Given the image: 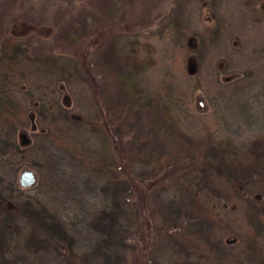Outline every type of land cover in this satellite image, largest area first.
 <instances>
[{"label":"rangeland","instance_id":"obj_1","mask_svg":"<svg viewBox=\"0 0 264 264\" xmlns=\"http://www.w3.org/2000/svg\"><path fill=\"white\" fill-rule=\"evenodd\" d=\"M0 87L26 112L0 123V264L130 263L110 87L133 173L180 167L150 264H264V0H0Z\"/></svg>","mask_w":264,"mask_h":264},{"label":"trees","instance_id":"obj_2","mask_svg":"<svg viewBox=\"0 0 264 264\" xmlns=\"http://www.w3.org/2000/svg\"><path fill=\"white\" fill-rule=\"evenodd\" d=\"M90 66H92V64H90L89 61L86 67L82 68L90 78V82L96 84L98 82L96 77L97 74H99V71L97 70V67H95V64L93 67ZM121 81L124 94L127 95L128 98V96H130L128 94V88L130 89L132 84L127 78H123ZM118 83H120L119 80ZM95 88L98 90L97 94H100L101 85H96ZM7 94L8 93L4 92L3 88L0 87V123L13 124L18 118H21V116L25 115L26 112L23 107L16 104ZM104 95L106 96V102H109L108 107H110L111 110L114 107H123L124 102L118 100V97H114L111 87ZM100 104L101 103H99L97 98L96 100L94 99V105L97 108L101 107ZM160 108L161 103L156 101L155 109L159 110ZM110 109H107L108 112L103 110V122L101 123V126L103 125L102 130L104 131V135H108L111 146L113 147L115 153L114 157L116 156L117 160L115 162L117 167L115 168L118 171V176H120V178H125L133 188V194L130 196L129 193L127 196V201L131 202V217L133 220L132 227L127 232V236L131 245L129 264H150L149 251L151 248L152 239L155 237L159 227L158 219H156L154 209L151 204L152 192L156 186L161 184L162 180L166 179L168 175H170L171 178L176 177L177 174L174 172L179 171L178 168L180 167H173L174 172L168 171L166 175L163 176L164 178L158 176L153 181H147L146 179H141L136 176L132 170L133 156L131 155V152L133 151L130 149L129 154L126 153V143L128 142L130 146L131 138L128 137L131 134L130 132L121 131L119 128L120 126L114 125L113 121L110 120L112 115V111ZM112 117H114V115H112ZM236 154V152L232 151L230 159L234 160V158L237 157ZM117 168H119V170Z\"/></svg>","mask_w":264,"mask_h":264},{"label":"water","instance_id":"obj_3","mask_svg":"<svg viewBox=\"0 0 264 264\" xmlns=\"http://www.w3.org/2000/svg\"><path fill=\"white\" fill-rule=\"evenodd\" d=\"M21 139H22V145H27L29 144V140L27 139V136L25 133L21 134ZM21 185L26 187L35 182V174L33 171L25 169L21 173L20 177Z\"/></svg>","mask_w":264,"mask_h":264}]
</instances>
